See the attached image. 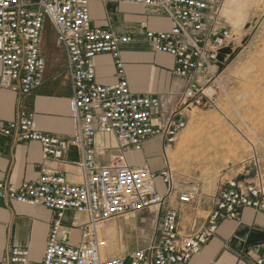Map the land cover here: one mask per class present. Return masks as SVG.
I'll return each instance as SVG.
<instances>
[{
	"label": "built area",
	"instance_id": "obj_1",
	"mask_svg": "<svg viewBox=\"0 0 264 264\" xmlns=\"http://www.w3.org/2000/svg\"><path fill=\"white\" fill-rule=\"evenodd\" d=\"M94 1L159 8L169 18L168 28L143 31L152 51L171 56L172 73L185 79L178 107L163 119L158 95L133 94L124 75L120 46L131 36L93 24L90 3ZM211 1L0 0V86L25 95L41 85L45 66L41 38L45 25H50L65 53L73 125L68 138L43 133L35 128L34 113L27 111L1 123L0 135L36 141L43 160L76 166L80 172V180L70 182L62 170L42 166L36 181L7 187L0 183L8 198L29 206L40 204L52 212L41 259L31 261L28 248L14 245L0 264H186L200 253L222 220L237 219L242 208L264 214L262 176L245 181L236 175L225 180L202 222L196 227L194 218L190 231L184 232L181 209L195 200L196 192L179 187L167 158L158 167L135 165L126 158L127 151L141 152L153 137L160 139L162 155L167 156V148L187 125V113L211 100L208 88L214 87L219 74V54L231 39L230 29L218 16L208 25ZM98 54L111 57L115 83L96 81L93 60ZM99 134L116 141V146L103 144L102 150L108 151L103 163L95 156ZM71 147L78 151L76 162L64 158ZM68 211L84 215V221L66 226ZM140 212L155 215L149 242L115 250L102 229ZM63 228L68 236L79 228L78 241L61 239ZM253 264H264V257Z\"/></svg>",
	"mask_w": 264,
	"mask_h": 264
},
{
	"label": "crops",
	"instance_id": "obj_2",
	"mask_svg": "<svg viewBox=\"0 0 264 264\" xmlns=\"http://www.w3.org/2000/svg\"><path fill=\"white\" fill-rule=\"evenodd\" d=\"M90 12L93 24L108 26L131 36L130 42L120 46L125 64L124 75L131 92L139 95H158L162 119L167 113L175 110L185 79L172 73L173 58L167 54L153 52L143 36L145 28L166 29L170 26L165 12L159 8L100 1L90 3ZM101 22L103 24L100 25ZM128 26L134 27L136 33L127 31L125 28ZM41 49L45 66L42 83L38 88L21 95L10 88L0 86V124L24 112L32 111L37 130L68 138L73 133L68 110L70 78L65 68L64 49L48 24L42 32ZM93 61L98 83L112 84L117 81L112 59L108 54H98ZM107 142L116 146V141L110 136L99 134L96 138L95 156L101 163L108 154V151L102 150L103 144ZM160 143L159 138L148 139L141 151L142 161L134 162L135 165L148 163L153 167L160 166ZM129 152L135 154L127 151L128 161ZM64 158L66 161L76 162L79 158L78 151L72 147L68 148ZM42 166L62 170L70 182L80 180V172L76 166L43 160L38 142L16 141L0 135V183L3 186H18L24 181H36ZM244 175L242 170L237 177L245 181L254 180ZM208 211L209 209L204 210L205 213ZM51 217V210L43 205L21 204L3 193L0 194V261L6 258L9 248L14 245L28 248L29 259L39 261L49 233ZM84 219V215L68 211L65 225H69L71 221L80 224ZM123 219L130 221L131 215ZM134 222L124 221L123 225H128L132 230L135 227ZM118 228L121 231L125 229L124 226ZM183 231L189 232L190 229ZM74 232L77 233L75 236ZM79 234V228H76L68 236L66 228H63L60 237L75 243ZM123 234L124 237L128 235L125 231ZM242 235L245 237L242 238ZM128 247L129 243L124 249H130ZM258 257H264V214L242 208L237 219H224L219 222L216 232L200 253L192 256L186 264H253Z\"/></svg>",
	"mask_w": 264,
	"mask_h": 264
},
{
	"label": "rangeland",
	"instance_id": "obj_3",
	"mask_svg": "<svg viewBox=\"0 0 264 264\" xmlns=\"http://www.w3.org/2000/svg\"><path fill=\"white\" fill-rule=\"evenodd\" d=\"M216 16L230 29L231 39L219 54V74L208 89L211 100L187 113V125L167 148V156L160 150V157L175 169L179 187L197 194L181 209L180 225L186 231L194 218L196 227L202 222L226 179L243 170L244 176L258 175L264 181V0H212L208 25ZM128 154L132 163L142 161L141 152ZM124 221H136L135 227L131 230ZM154 224V214L140 212L130 221L108 223L102 232L115 250L126 251L128 243L133 249L149 242Z\"/></svg>",
	"mask_w": 264,
	"mask_h": 264
},
{
	"label": "bare ground",
	"instance_id": "obj_4",
	"mask_svg": "<svg viewBox=\"0 0 264 264\" xmlns=\"http://www.w3.org/2000/svg\"><path fill=\"white\" fill-rule=\"evenodd\" d=\"M234 1L235 0H229V2H231V4H233L234 3ZM237 1V0H236ZM212 87V85L211 86H209V88L208 89H210ZM167 154V153H166ZM136 222V221H135ZM106 234H107V232H106Z\"/></svg>",
	"mask_w": 264,
	"mask_h": 264
},
{
	"label": "water",
	"instance_id": "obj_5",
	"mask_svg": "<svg viewBox=\"0 0 264 264\" xmlns=\"http://www.w3.org/2000/svg\"><path fill=\"white\" fill-rule=\"evenodd\" d=\"M0 194H2V190H0ZM241 237L243 238V237H245V236L242 235Z\"/></svg>",
	"mask_w": 264,
	"mask_h": 264
}]
</instances>
